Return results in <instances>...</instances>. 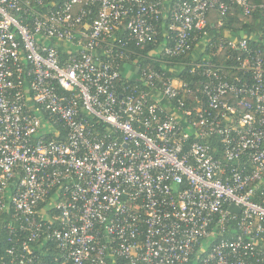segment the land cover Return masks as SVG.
Listing matches in <instances>:
<instances>
[{
  "label": "built area",
  "instance_id": "1",
  "mask_svg": "<svg viewBox=\"0 0 264 264\" xmlns=\"http://www.w3.org/2000/svg\"><path fill=\"white\" fill-rule=\"evenodd\" d=\"M1 241L0 264H264V0H0Z\"/></svg>",
  "mask_w": 264,
  "mask_h": 264
},
{
  "label": "trees",
  "instance_id": "2",
  "mask_svg": "<svg viewBox=\"0 0 264 264\" xmlns=\"http://www.w3.org/2000/svg\"><path fill=\"white\" fill-rule=\"evenodd\" d=\"M257 15L256 14H253L251 16H243L241 14V11L238 7L236 6H233V5H230L229 9H228V12H227V15H226V18H225V24H224V28L227 29V30H232V31H237L239 29H245V28H255V22H256V19H257ZM216 21H217V12H211L210 16L208 17L207 19V27L206 29L208 30V32L212 35L213 39H216L217 38V28H216ZM166 33L167 32V23L166 22H160L159 25H158V34L156 35L155 39H157V43L159 42H163V39H168L167 36H166ZM115 35L120 39H127V34L124 30H118L117 32H115ZM168 35H171V33L169 32ZM196 35L192 34V37H194ZM196 39H201V36H197ZM147 48L150 49V46H147ZM192 48H193V45H192ZM149 49H146L145 51L143 52H146L147 50ZM207 51H210L207 49ZM227 52L226 51H223L222 52V56L219 55V58H217V60H220L222 61L224 58H223V55H226ZM185 57V60H188V55L184 56ZM214 61V60H213ZM215 61H216V58H215ZM182 78L184 81H186L188 83V86H190L191 82H194L195 81V78L193 75H189L186 71L183 72L182 74ZM3 233V232H1ZM2 237H4L3 234H1ZM12 245H9L7 243H5L4 241H1L0 242V256L1 255H4L5 254V249L7 247H11Z\"/></svg>",
  "mask_w": 264,
  "mask_h": 264
}]
</instances>
